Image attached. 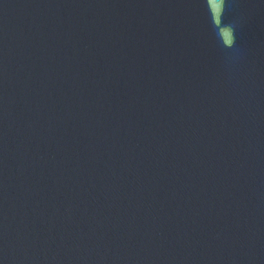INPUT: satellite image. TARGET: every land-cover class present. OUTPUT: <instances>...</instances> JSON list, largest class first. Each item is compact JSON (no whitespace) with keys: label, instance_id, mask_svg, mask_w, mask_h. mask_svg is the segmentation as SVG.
Listing matches in <instances>:
<instances>
[{"label":"water","instance_id":"1","mask_svg":"<svg viewBox=\"0 0 264 264\" xmlns=\"http://www.w3.org/2000/svg\"><path fill=\"white\" fill-rule=\"evenodd\" d=\"M0 264H264V0H0Z\"/></svg>","mask_w":264,"mask_h":264}]
</instances>
